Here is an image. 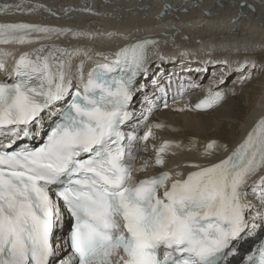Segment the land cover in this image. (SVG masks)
Instances as JSON below:
<instances>
[{"label": "snow or ice", "instance_id": "obj_1", "mask_svg": "<svg viewBox=\"0 0 264 264\" xmlns=\"http://www.w3.org/2000/svg\"><path fill=\"white\" fill-rule=\"evenodd\" d=\"M13 7L21 5L4 3L0 11ZM173 30L175 45L181 29ZM53 34L100 35L0 22L3 45ZM107 35L130 42L86 75L83 62L72 71L67 48L41 44L18 58L0 51V264H231L237 246L264 231V117L231 150L214 137L166 140L135 167L154 129L166 127L151 118L171 107L173 80L156 78L159 38ZM235 63L242 82L264 67L247 58ZM185 71L172 96L175 111L206 113L227 101L231 90L210 86L195 103L181 104L188 89L203 88L193 73L207 68ZM194 149L202 153L196 160L174 159ZM149 168L157 174L134 175ZM248 264H264V251Z\"/></svg>", "mask_w": 264, "mask_h": 264}, {"label": "bare ground", "instance_id": "obj_2", "mask_svg": "<svg viewBox=\"0 0 264 264\" xmlns=\"http://www.w3.org/2000/svg\"><path fill=\"white\" fill-rule=\"evenodd\" d=\"M4 3L20 4L21 8L17 10L13 7L7 15L0 11V22L27 21L52 27L83 30L88 33H100L95 38L53 34L50 38L39 40L33 37L36 42L25 45L0 44V51H12L17 58L22 52L38 48L41 44L67 48L73 53L72 71L75 72L83 62L86 75L97 64L107 62L104 56L111 60L112 53L130 42L116 37L110 38L107 35L115 32L132 36H154L161 40L159 54L152 57L159 67L157 78H162L167 73V68L164 67L169 66L167 63L171 61L174 65L171 67L181 62L185 68H188L189 65L183 60L185 56L181 55L186 51L192 53L191 58H198L201 61L210 56V60H215L214 70L223 71L225 68L231 71L233 77H230L227 84L224 83L226 80L224 77L201 78L199 75L206 89L216 86L231 90L227 101L214 111L179 112L174 110L177 105L172 104L169 109L154 114L152 121L161 122L166 127L154 129L155 138L148 142L150 149L152 145L159 147L166 140H183L187 143L188 137L200 141L214 137L220 142L227 143L231 150L238 146L255 120L264 115V76L262 75L254 85L250 84L253 83L252 79L242 82V76L235 65V61H242V58L255 61L257 56L264 57V0H0V10ZM164 5L171 7L166 16H160ZM145 6H148L146 10ZM86 8L92 9L99 15L82 11ZM65 9L77 11H69L65 14ZM202 22L204 26L200 27ZM173 26L181 29L175 45L172 43ZM165 40L168 41L167 44L163 43ZM172 53L178 54V58L174 59ZM159 56H164L165 59L160 61ZM225 59L230 61L226 66L222 63ZM8 64L11 67L10 59ZM195 66L203 69L207 64ZM254 76L255 72L252 78ZM4 78V74H0V79ZM232 92L235 94L233 95ZM203 95L204 92H198V89H188L180 103H195ZM246 95L249 98H246ZM201 154L194 149L185 151L174 159L188 163L196 160ZM226 155L227 153H218L220 158ZM148 157L154 158L152 150L148 153L141 152L135 167L139 168L141 160ZM261 233L264 231H257L242 245H238V251L229 258L231 263L242 262L245 257V244L251 243Z\"/></svg>", "mask_w": 264, "mask_h": 264}, {"label": "rangeland", "instance_id": "obj_3", "mask_svg": "<svg viewBox=\"0 0 264 264\" xmlns=\"http://www.w3.org/2000/svg\"><path fill=\"white\" fill-rule=\"evenodd\" d=\"M256 59L257 60H255L257 63H258V65L260 64V63H263L264 64V57H261V56H257L256 57ZM262 75L264 76V68L263 69H261V67H258L257 69H256V71H255V76L252 78V80H251V82H253V83H250L251 85H254L255 83H257V81L259 80V78L260 77H262ZM225 78H226V80H225ZM229 78L227 77V75H225L224 76V80L226 81V84L229 82V80H228ZM246 90L244 89V92H245ZM245 94H247L246 92H245ZM246 98H249L247 95H246Z\"/></svg>", "mask_w": 264, "mask_h": 264}]
</instances>
